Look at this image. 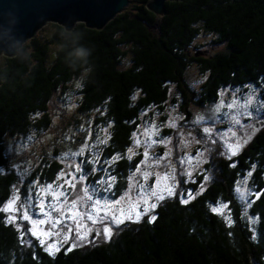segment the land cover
I'll return each instance as SVG.
<instances>
[{
	"label": "trees",
	"instance_id": "1",
	"mask_svg": "<svg viewBox=\"0 0 264 264\" xmlns=\"http://www.w3.org/2000/svg\"><path fill=\"white\" fill-rule=\"evenodd\" d=\"M148 1L132 0L103 30L78 23L67 31L54 23L47 41L33 38L16 57H4L0 64V264H264V122L233 159L216 160L210 186L202 189V177L191 184L200 190L191 201H181L176 193L158 207L153 220L133 223L118 237L88 249L65 247L51 255L39 245L26 246L21 232L6 221L3 207L19 180L13 171L1 172L8 166L7 140L33 128L47 130L53 94L73 79L84 76L81 112L98 110V120L112 129L105 159L131 148L141 117L155 106L165 107L171 85L181 95L187 120L192 105L215 104L226 87L254 85L264 98V0L168 1L162 18L148 9ZM203 33L214 35L210 45L225 44V51L193 53ZM52 45L59 50L50 62ZM125 58L131 63L123 68ZM193 65L206 76L200 92L186 78ZM149 135L154 136L152 131ZM90 141L88 137L81 147L76 140L78 156ZM135 167L123 160L114 168L125 177L123 171L131 176ZM61 168L58 161L47 160L32 178L38 174L51 181ZM248 173L255 190L249 213L258 219L256 232L235 193L237 181ZM217 204L230 209L231 220L212 210Z\"/></svg>",
	"mask_w": 264,
	"mask_h": 264
},
{
	"label": "rangeland",
	"instance_id": "2",
	"mask_svg": "<svg viewBox=\"0 0 264 264\" xmlns=\"http://www.w3.org/2000/svg\"><path fill=\"white\" fill-rule=\"evenodd\" d=\"M54 31V23H48L38 31L35 38L47 41ZM213 36L203 33L196 38L194 45L214 52L225 51V44L210 46ZM30 40L25 44L31 43ZM195 46L192 48L193 53L196 52ZM58 50V46H51L48 55L50 62L56 58ZM4 57L0 56V64L4 62ZM130 63V59L125 58L122 67ZM186 78L191 88L200 92L206 76L193 65L187 70ZM83 79L84 76L73 79L61 85L53 94L47 111L51 119L47 130L38 132L33 128L26 134L8 138V166L1 169L3 173L13 171L19 174L11 198L3 207L6 221L21 232L26 246L39 245L51 255L65 247H83L87 240L85 223L94 219L88 216L87 207H94L96 213L101 211L107 216L111 214V219L116 222L132 218L130 210L110 212L109 207L98 200L95 204L90 203L83 195L74 197L73 191H70L78 176L79 156L73 149L76 140L77 146L84 147L89 132L93 133L90 136L93 142L101 138L104 132L103 123L98 120V110L90 113L80 110ZM170 90L165 107L161 110L155 106L144 114L134 135L136 145L130 154L134 155L142 149L144 160L132 173L130 180L132 184L145 180L141 188H146V196L142 195V203H145L144 217L134 218L132 223L139 224L144 219L153 220L158 207L177 193L179 178L182 186L177 193L178 198L183 202L191 201L200 191L193 189L191 184L202 177L204 190L208 175L210 183L215 180L216 160L233 159L255 137L261 122H264V98L260 87L223 88L221 98L215 104H207L203 108L192 105L189 120L181 111L182 99L176 86L171 85ZM38 117L40 115L33 119ZM149 131H152L153 137ZM140 138L145 139L146 144L141 143ZM47 160H56L62 165L59 173L51 181L43 180L38 174L32 178V174L45 165ZM103 166L99 161L98 167ZM251 177L252 173L241 177L236 183L235 193L244 204L246 218L256 232L258 219L249 213L255 194ZM149 191H152L150 201ZM66 195L73 197L64 204ZM63 207H66L65 211ZM211 207L225 219L231 220L232 215L226 205ZM50 212L53 219L48 217Z\"/></svg>",
	"mask_w": 264,
	"mask_h": 264
},
{
	"label": "flooded vegetation",
	"instance_id": "3",
	"mask_svg": "<svg viewBox=\"0 0 264 264\" xmlns=\"http://www.w3.org/2000/svg\"><path fill=\"white\" fill-rule=\"evenodd\" d=\"M196 52L199 54V56L206 54L209 55L212 52L214 53V51L207 48H201L200 50L198 48ZM103 128L104 132L102 133L101 138H96L93 142V140L90 141L89 136V146L91 144L92 146L90 148L87 146V150L84 152V154L79 156V168L83 166V170L77 172L79 177L78 182H75L72 191L74 197L78 194L83 195L84 199L89 200L88 202L90 203L95 204V202L98 200L109 207L110 212H116L117 210L122 209H124L123 211L130 210L132 218L122 219L116 222L111 219V214L110 216H107L101 211L96 213L94 207H87L86 209L89 211L88 216H93L94 219L85 223V228L87 229L85 237L87 236V240L82 249H88L91 246L101 243L105 240L118 237L122 231L133 224L131 221H133L134 218L136 219L140 216L144 217L145 213V203H142V198L143 196H146L144 192L146 188H141L144 181L139 180L137 182H133L132 184L130 175H127L128 173H124L123 171L122 175H125V177H122L121 174L114 168L116 162L128 160V162L136 165L135 169L133 170L135 172L139 166L143 164L144 154L142 149L138 152H135L134 155H131L130 150L136 145L135 142L124 154L119 153L108 159H105V151L113 139V132L111 127L106 124H103ZM135 133L136 131L134 134ZM140 141L141 143H145V139L143 138H140ZM94 143L96 146H94ZM99 161L102 162L104 165L103 167H98ZM97 168H99V171H94V169ZM207 178L209 180L211 179L209 175ZM209 180H206L207 186H210V184L213 182L212 181L210 183ZM148 195L150 197V201L152 196L151 192H148ZM72 197V195L67 196L66 200L69 201L72 199ZM66 200H64V204L66 203ZM65 209L66 207H63L64 211ZM48 217L50 219L54 218L52 212L48 214ZM25 225L26 224H24V226ZM48 225L50 226L51 224L49 223Z\"/></svg>",
	"mask_w": 264,
	"mask_h": 264
},
{
	"label": "water",
	"instance_id": "4",
	"mask_svg": "<svg viewBox=\"0 0 264 264\" xmlns=\"http://www.w3.org/2000/svg\"><path fill=\"white\" fill-rule=\"evenodd\" d=\"M168 1L176 0H149L147 7L162 18L167 13ZM131 3L132 0H0V56L16 57L25 43L48 23L67 31H73L78 23L103 30ZM179 184L178 191L182 186L180 178Z\"/></svg>",
	"mask_w": 264,
	"mask_h": 264
}]
</instances>
